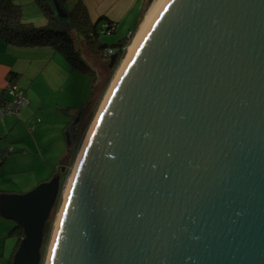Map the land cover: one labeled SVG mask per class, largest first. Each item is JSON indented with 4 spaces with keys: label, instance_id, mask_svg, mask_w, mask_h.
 I'll return each instance as SVG.
<instances>
[{
    "label": "water",
    "instance_id": "obj_1",
    "mask_svg": "<svg viewBox=\"0 0 264 264\" xmlns=\"http://www.w3.org/2000/svg\"><path fill=\"white\" fill-rule=\"evenodd\" d=\"M63 170L0 194L10 264H40ZM62 206L48 264H264V0L163 2Z\"/></svg>",
    "mask_w": 264,
    "mask_h": 264
},
{
    "label": "rangeland",
    "instance_id": "obj_2",
    "mask_svg": "<svg viewBox=\"0 0 264 264\" xmlns=\"http://www.w3.org/2000/svg\"><path fill=\"white\" fill-rule=\"evenodd\" d=\"M31 1L32 0L30 1L28 0V2L25 1L26 3H24V8H22V13L25 22L32 24L33 26L45 25L47 23V20L45 19L43 14L39 11V9L36 8L35 5L28 4ZM77 1L78 0H61L60 3L64 11L70 12L75 2ZM52 2L56 6V0L55 1L52 0ZM92 6H94V3L92 4ZM85 7L87 11L88 21L94 23L98 19V16L94 17L93 11H91L90 7L88 6ZM56 10L57 11L55 12L57 13V16H60L61 15L60 11H58L57 8ZM35 12L37 14H35ZM145 16L141 19L140 24L137 23V18L133 16L127 17L125 20L118 22L116 31L114 33L109 35L103 33L98 36L97 41L98 42L100 41L102 44H106V45L115 44L120 40H126L128 42L131 41L132 43V41L136 36L137 31L139 30L140 25L144 21ZM80 31L79 30L76 31L74 27H71V30L69 32L70 38L73 40V44H74L73 48L75 50H78V53L81 57L80 58L81 62L79 64L84 70L79 72L76 71L73 72L74 76L71 79V84L75 82L74 95L78 94L80 99L81 97H83L82 90H86V92H88L86 99L82 101V103H80V104H84L87 103V101L91 97L90 92L92 89L91 88L92 79L93 82H97L98 86L101 87V88L99 87V90H102L103 87L105 86V82L108 80V77L110 75L109 71L111 70L108 69L107 60H103L99 54L92 52L91 50H89L87 46L84 45L83 33H81ZM129 33L132 35L131 40L128 37ZM127 48H126V53H127ZM122 61L118 63V66L112 75L113 77L111 78L108 86L105 88V91L103 92L99 103L93 109V114H92L93 119ZM86 69H88V71ZM57 96L60 97L61 92H58ZM51 101H52V105L44 109V112L46 113V120L45 121L41 120V124L44 127H49V129L40 128L37 131V133L34 134V136L32 137L25 128L26 121L31 120L33 123L36 124V126H40L41 124L40 122H38L40 119L37 120V117H35L34 113L33 114L30 113L24 120H22V124H21L22 129L16 128L14 130L6 132L0 137V194H9V195L23 194L30 191L40 183L48 181L54 175L56 167L59 165V162L64 158L65 150L67 146L65 124L69 126L72 123H76L79 120V117L78 120L76 121L77 118L73 115L69 117H65L57 114L55 108L60 105H54L55 103H53V100ZM92 121L89 124L86 133L90 125L92 124ZM22 131H24V134H22ZM42 131H44V133H41ZM86 133L84 135V138L86 136ZM84 138L82 139V142ZM17 139H19V141ZM35 142H37L38 147L36 146ZM82 142L81 144H83ZM81 144L78 149V152L82 146ZM9 148L14 150L13 154H10L8 152ZM77 154L73 159V163L70 167L69 173L65 177L62 191L60 194V204L57 207L55 205L49 218V221L53 218L52 231L50 234L49 242L44 251L42 264L45 263L47 251L53 236L52 233L55 228L56 221L58 219L62 202L64 200V192L67 186V182L69 177L72 176L73 174V167L75 164ZM55 208H57V210H55ZM9 223L11 224L10 228H12L13 223L11 222Z\"/></svg>",
    "mask_w": 264,
    "mask_h": 264
},
{
    "label": "crops",
    "instance_id": "obj_3",
    "mask_svg": "<svg viewBox=\"0 0 264 264\" xmlns=\"http://www.w3.org/2000/svg\"><path fill=\"white\" fill-rule=\"evenodd\" d=\"M13 1L22 8H24V3L28 2V0ZM82 3L85 4L84 6L90 7L94 17L98 16L99 18L104 16L115 22L116 28L118 22L125 20L129 16L137 18V23L140 24L141 19L147 13L144 10L143 0H82ZM93 3L94 6H92ZM28 4L35 5L33 0ZM35 14L37 13L35 12ZM22 22L29 24L25 22L24 17L22 18ZM97 54L103 60H107L101 56V53ZM75 71L79 72V70L69 65L65 56L60 51L54 48L49 46L33 48L17 47L6 44L0 38V89L9 84L8 76L10 73H13L16 76L15 84L19 90L24 92L28 103L17 115L4 117L0 120V137L16 128L22 129V120L30 113H34L37 120L40 119L38 122L41 124V120H46L44 109L52 105L51 100L55 103L54 105H60L55 108L57 114L65 117L78 114L79 110L86 104L80 103L86 99L88 92L82 90L83 97L81 99L78 94L74 95L75 82L71 84V79ZM95 85L94 98H97L96 91L99 92L100 86H98L97 82ZM58 92H61L60 97L57 96ZM61 109L63 111L69 109V115ZM26 123L25 128L32 137L40 128L49 129V127H44L42 124L36 126L31 120L26 121ZM67 127L65 124V129ZM44 131L41 133H44ZM22 134H24V131H22ZM17 140L19 141V139ZM35 143L38 147L37 142ZM13 153L14 150L10 154ZM9 222L11 221L0 216V264H10V259L17 248V235L16 231L13 230L15 224L11 222L13 226L10 228L11 224Z\"/></svg>",
    "mask_w": 264,
    "mask_h": 264
},
{
    "label": "trees",
    "instance_id": "obj_4",
    "mask_svg": "<svg viewBox=\"0 0 264 264\" xmlns=\"http://www.w3.org/2000/svg\"><path fill=\"white\" fill-rule=\"evenodd\" d=\"M153 1L154 0H143L145 12H147ZM60 2L61 0H56L55 6L52 0H33L35 6L47 20V23L43 26H33L32 24L22 22L23 13L20 5L14 3L13 0H0V38L6 44L27 48L49 46L57 51H60L65 56L69 65L79 71L84 70L79 64L81 62V57L78 50L73 48V41L70 38L69 33L71 27H74L76 31L81 30L80 32L83 33L84 43L89 50L96 53H101L106 48H113L114 50H117L118 61L115 63L113 68L110 69V75L108 80L105 82L103 89L99 90V92L96 91L97 96L98 94L99 96L94 98L96 82H93L92 79L90 99L87 101L85 106L79 110V113L74 115L76 118L79 117V120L76 123L69 125L66 129L70 142L66 147L64 158L59 162V165L56 167L54 173L56 174L61 169H64L60 174V191L56 207L60 204V194L65 177L69 173L73 159L75 158L86 130L93 119V109L99 103L105 88L108 86L111 78L113 77L112 75L116 70L118 63L124 58L126 48L131 43V41L128 42L126 40H120L112 45L102 44L100 41L98 42L97 39L99 35L103 33L109 35L116 31V23L104 16L99 17L94 23L89 22L86 8L81 0L75 2L70 12L64 11ZM56 8L60 11V16H57V13L55 12L57 11ZM102 27H104V29ZM128 37L130 40L132 39L131 34ZM107 60H109V58ZM86 70L88 71V69ZM8 77L9 84H15L16 76L13 73H10ZM63 112L69 115V109H66ZM55 210H57V208H55ZM49 218L44 227L43 242L41 247L42 257L40 264L43 262L44 251L49 242L52 231L53 218L50 221ZM13 228V230L16 231L18 247L19 242L23 237V231L16 225Z\"/></svg>",
    "mask_w": 264,
    "mask_h": 264
},
{
    "label": "bare ground",
    "instance_id": "obj_5",
    "mask_svg": "<svg viewBox=\"0 0 264 264\" xmlns=\"http://www.w3.org/2000/svg\"><path fill=\"white\" fill-rule=\"evenodd\" d=\"M165 0H154V2L152 3L148 13L146 14L145 18H144V21L142 22V24L140 25L139 27V30L137 31L136 33V36L134 38V40L132 41V43L129 45V47L127 48V53L123 59V61L121 62V65L119 67V69L117 70V73L116 75L114 76L113 80L111 81V84H110V87L108 88L96 114H95V117L92 121V124L90 125L87 133H86V136L83 140V144H81V148L77 154V157H76V160H75V164H74V167H73V174L72 176L69 177L68 179V182H67V186H66V189H65V192H64V200L66 199L67 197V193H68V190H69V187H70V184H71V181H72V178L74 176V173H75V170L77 168V165L79 163V160H80V157H81V154L83 152V149H84V146L87 142V139L97 121V118L110 94V92L112 91L116 81L118 80L120 74L122 73L123 69L125 68L127 62L129 61L130 57L132 56L134 50L136 49L137 45L139 44L141 38L143 37L146 29L148 28L149 24L151 23L152 19L154 18V16L156 15V13L158 12V10L160 9L161 5L163 4ZM63 200V201H64ZM63 207V206H62ZM61 212H62V208L60 209V212H59V215H58V219L56 221V224H55V228L53 230V236H52V240L50 242V246L48 248V251H47V256H46V259H45V263L44 264H48V261H49V258H50V254H51V250H52V246H53V242H54V239H55V235H56V231H57V227H58V224H59V221H60V217H61Z\"/></svg>",
    "mask_w": 264,
    "mask_h": 264
},
{
    "label": "built area",
    "instance_id": "obj_6",
    "mask_svg": "<svg viewBox=\"0 0 264 264\" xmlns=\"http://www.w3.org/2000/svg\"><path fill=\"white\" fill-rule=\"evenodd\" d=\"M104 27L102 28L104 29ZM114 54H117V50L113 48H106L101 52V56L105 59ZM27 104L24 92L19 90L16 84L6 85L3 89H0V120L4 117L17 115ZM8 152L12 153L13 150L9 148Z\"/></svg>",
    "mask_w": 264,
    "mask_h": 264
}]
</instances>
